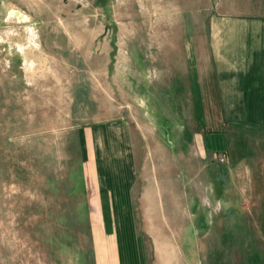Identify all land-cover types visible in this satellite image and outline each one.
Returning <instances> with one entry per match:
<instances>
[{
  "label": "rangeland",
  "instance_id": "374dc122",
  "mask_svg": "<svg viewBox=\"0 0 264 264\" xmlns=\"http://www.w3.org/2000/svg\"><path fill=\"white\" fill-rule=\"evenodd\" d=\"M201 2L204 15L209 0H0V264H113L103 205L79 183L100 185L123 122L146 264H230L264 243V186L202 153L200 108L152 91L163 40L179 53L186 35L169 20Z\"/></svg>",
  "mask_w": 264,
  "mask_h": 264
},
{
  "label": "crops",
  "instance_id": "0c3cea01",
  "mask_svg": "<svg viewBox=\"0 0 264 264\" xmlns=\"http://www.w3.org/2000/svg\"><path fill=\"white\" fill-rule=\"evenodd\" d=\"M210 1L204 15L201 2L189 18L169 20L168 26L183 27L186 35L179 53L175 35L163 40L165 51L157 59L168 60L167 82L159 86L158 79L152 91L172 105L200 108L202 153L224 155L232 170L245 165L247 181L264 186V0ZM171 60H181L182 73H171ZM123 123L110 136L115 154L105 164L100 185L85 177L79 185L84 194H97L103 205L96 218L108 223L113 264H146V242L132 224L134 154ZM116 218L123 221L125 234L117 231ZM252 250L253 256L231 258L230 264H264V243Z\"/></svg>",
  "mask_w": 264,
  "mask_h": 264
},
{
  "label": "trees",
  "instance_id": "16d2710c",
  "mask_svg": "<svg viewBox=\"0 0 264 264\" xmlns=\"http://www.w3.org/2000/svg\"><path fill=\"white\" fill-rule=\"evenodd\" d=\"M225 175V172H224ZM247 251L251 250L249 247L246 248ZM249 257V255H248ZM211 264H218L219 263V254L214 253L213 257L210 260Z\"/></svg>",
  "mask_w": 264,
  "mask_h": 264
},
{
  "label": "built area",
  "instance_id": "2783aa9c",
  "mask_svg": "<svg viewBox=\"0 0 264 264\" xmlns=\"http://www.w3.org/2000/svg\"><path fill=\"white\" fill-rule=\"evenodd\" d=\"M218 158H219V160H220L221 162H223V161L225 160V156H224V155H220V156H218Z\"/></svg>",
  "mask_w": 264,
  "mask_h": 264
}]
</instances>
